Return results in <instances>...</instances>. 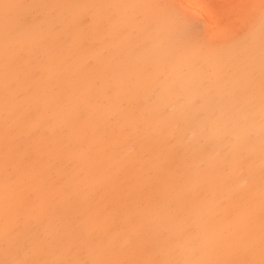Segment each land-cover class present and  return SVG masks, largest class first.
I'll return each mask as SVG.
<instances>
[{"label": "rangeland", "instance_id": "rangeland-1", "mask_svg": "<svg viewBox=\"0 0 264 264\" xmlns=\"http://www.w3.org/2000/svg\"><path fill=\"white\" fill-rule=\"evenodd\" d=\"M87 1L0 38V264H264V0Z\"/></svg>", "mask_w": 264, "mask_h": 264}, {"label": "bare ground", "instance_id": "bare-ground-1", "mask_svg": "<svg viewBox=\"0 0 264 264\" xmlns=\"http://www.w3.org/2000/svg\"><path fill=\"white\" fill-rule=\"evenodd\" d=\"M98 0H89L87 1V5H79L78 7L81 9H85V11L88 13V20L80 17V16H76L75 20H83V29H89L92 27V24L97 23L99 21V19L102 17L100 14V10L102 9V6H100V4L97 2ZM189 3H194L196 4V6L198 7V10L200 11V13H202L203 15H205V17L207 19H209L210 21H212L216 26L221 27L224 26L227 21V13H228V9L231 8V6H233V10H236V7H239L241 5L240 1L238 0H187ZM20 2L21 0H0V38H3L5 41L7 40L6 38H10L9 37V31L13 28V26L16 23H19L20 19L17 20H13L10 17V12L11 10H17L14 6L18 5L20 6ZM14 14V13H13ZM108 17V16H107ZM109 18V17H108ZM116 22H118V20H116ZM45 25H47V23H45ZM52 26H48V32L50 35H55L54 39L58 40V41H62V39L55 33V31L51 30ZM114 31L119 32V27L115 28ZM85 32H87V30H82V31H76L74 33H72L73 36L77 37L78 39V44H82L81 40L84 37ZM7 42V41H6ZM0 43H3L2 40H0ZM169 49L171 50L170 45H168ZM164 49L165 47L161 50H157V49H151L148 54L149 55H153L155 57H160V58H164ZM80 52V51H79ZM82 53V52H81ZM67 54L71 55V56H75L77 55V47L75 44H73L71 46V50L70 53L67 50ZM92 54L90 53V51H87L86 53H83V58L86 62V64H88L89 59L91 58ZM97 72V71H95ZM17 86H19V84L17 83ZM30 113V108L26 109V114ZM120 148V145H119Z\"/></svg>", "mask_w": 264, "mask_h": 264}]
</instances>
